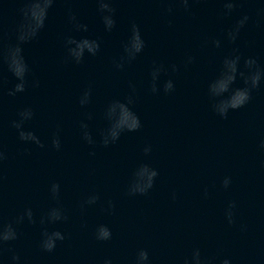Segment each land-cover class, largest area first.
Returning <instances> with one entry per match:
<instances>
[{"label": "water", "instance_id": "95a60500", "mask_svg": "<svg viewBox=\"0 0 264 264\" xmlns=\"http://www.w3.org/2000/svg\"><path fill=\"white\" fill-rule=\"evenodd\" d=\"M37 2L0 0V152L5 157L0 161V230L12 225L17 232L16 240L0 244L3 264H16L13 255L20 257L19 264H104L106 259L135 264L140 249L148 251L151 264H185L196 248L211 264L224 258L232 264H264V81L252 90L248 104L229 110L226 118L214 104L242 87V80L224 97L209 93L233 48L264 67V5L236 0L226 16L224 0H189L187 10L179 0H112L116 26L108 32L98 0H54L37 36L20 43L29 69L26 90L9 96L16 80L5 57L19 43L25 8ZM245 14L248 23L229 44L227 30ZM71 15L88 31H77ZM133 23L146 46L129 61L124 43ZM68 36L97 39L100 50L76 64L65 47ZM215 39H221V48L214 46ZM160 65L164 71L154 82L151 73ZM34 80L38 87L32 86ZM168 80L174 88L165 92ZM86 91L88 102L81 105ZM115 102L125 104L141 127L123 131L105 146L107 113ZM25 107L33 109L34 118L24 129L44 147L20 141L12 127ZM124 118L130 122L127 114ZM85 131L93 143L84 139ZM54 137L60 150L52 146ZM145 147L151 148L147 154ZM142 165L158 175L146 193L131 194ZM225 176L232 178L227 190ZM53 183L60 186L56 197ZM93 195L96 203L88 204ZM231 201L236 208L229 224L225 211ZM53 208L67 219L49 222ZM26 209L32 210L33 222L25 216L16 223ZM101 227L111 230L109 241L96 239ZM45 231L65 235L52 252L41 247Z\"/></svg>", "mask_w": 264, "mask_h": 264}, {"label": "clouds", "instance_id": "9594fccd", "mask_svg": "<svg viewBox=\"0 0 264 264\" xmlns=\"http://www.w3.org/2000/svg\"><path fill=\"white\" fill-rule=\"evenodd\" d=\"M54 0H39V2L28 6L24 10L25 23L20 25L18 32L19 43L15 47L9 48L7 55L5 57L7 63V69L15 78L16 83L12 89L9 90V96H15L17 93H23L26 90L27 84V74L28 65L26 64L24 57L22 55V49L20 43H24L30 39L37 36L40 29L44 27V22L48 15V9L52 7ZM181 5L187 10L189 8V0H179ZM261 5H264V0H259ZM99 12L101 14V19L106 31L111 32L116 26V20L114 19L116 9L112 6V0H98ZM237 7L236 0H224L223 8L225 9L224 15H231L233 10ZM169 12L172 11L171 7L168 9ZM70 21L74 23L75 29L80 32H87L88 25L79 23L76 20L75 15L70 16ZM249 21V16L247 14L239 18L235 24L227 30L226 39L229 44H235L237 38L240 34L241 29ZM213 44L216 48L222 47L221 39L213 40ZM145 40L142 38L138 26L133 23L131 26V32L126 42L124 43V52L126 53L129 61L134 60L138 54H140L145 48ZM65 47L67 49L68 56L76 64H80L85 54L95 56L100 50V42L97 39L88 40H77L73 36H68L65 40ZM243 60V65L241 66V61ZM118 68H122L123 64H117ZM175 70V66H173ZM161 71H164L163 65L154 66L151 73L152 80L155 82ZM242 80L243 86L233 89L226 98L221 99L218 103L214 104V110L223 118H226L229 110H236L244 107L251 99V93L253 89L260 87L262 81H264V67H261L257 58L247 57L242 58L239 53L238 48H233L231 53L225 55L221 62V68L219 75L209 84V93L212 97H224V93L228 92L231 85H233L237 79ZM39 81L34 80L32 82L33 87H38ZM174 85L172 80H168L164 85V91L170 92L173 90ZM153 92L157 89L155 84L152 88ZM89 92H85L83 97L80 99V104L84 105L88 102ZM119 110V112H118ZM130 118L125 119L124 116ZM19 120L12 121V127L18 131L19 140L22 142H31L40 147H44L40 138L33 131H26L24 129V124L34 118V111L31 107H25L19 113ZM107 116L111 121L110 127L104 133L103 143L105 146L109 144V141L115 142L119 139L120 134L123 131L133 132L141 127L140 119L134 114L130 113L125 104L120 102L113 103L109 109ZM82 128L86 129L87 125L82 124ZM84 139L88 143H93L91 135L87 131L84 133ZM52 146L56 150H60L61 143L59 137H54L52 140ZM264 147V144L261 145ZM151 151L150 147H145L144 152L147 154ZM4 153L0 152V161L4 159ZM136 181L130 188L131 194H144L148 189L152 188L153 182L157 177L158 173L155 169L148 167L147 165H142L136 172ZM232 183V178L230 176H225L222 180V188L227 190ZM59 184L53 183L51 185V193L53 197H56L59 193ZM207 195V191H205ZM98 197L93 195L87 200L88 204H95ZM236 208V202H229L227 209L225 211V216L229 224L234 222V209ZM25 216L30 222H33V212L31 209H26L25 213L19 216L16 223H20L24 220ZM67 217L64 216L60 209L53 208L47 214V220L49 222L66 220ZM45 222L44 218H41V224ZM112 238V232L107 227H101L96 231V239L99 241H109ZM17 239V232L12 225H8L3 230H0V244L7 241H13ZM65 235L60 232H47L43 233V238L41 240V247L47 252H52L56 246L57 241H63ZM12 260L19 264L20 257L18 255H13ZM0 264L3 261L0 260ZM104 264H112L110 259H106ZM135 264H151L149 253L147 250L140 249L136 255ZM185 264H211V261L202 260L201 252L199 248H196L192 252L191 260H186ZM221 264H232L229 258H224Z\"/></svg>", "mask_w": 264, "mask_h": 264}]
</instances>
